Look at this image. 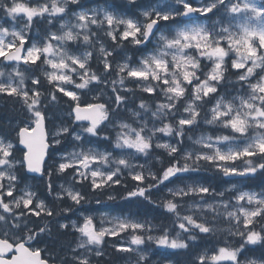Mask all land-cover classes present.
I'll use <instances>...</instances> for the list:
<instances>
[{"label": "snow or ice", "instance_id": "snow-or-ice-1", "mask_svg": "<svg viewBox=\"0 0 264 264\" xmlns=\"http://www.w3.org/2000/svg\"><path fill=\"white\" fill-rule=\"evenodd\" d=\"M0 101V264H264V0H0Z\"/></svg>", "mask_w": 264, "mask_h": 264}, {"label": "rangeland", "instance_id": "rangeland-1", "mask_svg": "<svg viewBox=\"0 0 264 264\" xmlns=\"http://www.w3.org/2000/svg\"><path fill=\"white\" fill-rule=\"evenodd\" d=\"M101 214H105V213H94V215H96L97 222H99V218H100ZM69 215H71V214H69ZM107 215H109V214H107Z\"/></svg>", "mask_w": 264, "mask_h": 264}, {"label": "trees", "instance_id": "trees-1", "mask_svg": "<svg viewBox=\"0 0 264 264\" xmlns=\"http://www.w3.org/2000/svg\"><path fill=\"white\" fill-rule=\"evenodd\" d=\"M257 183H258V181H257ZM98 198H100V199H102V197L101 196H99ZM92 203H94L96 206H99V205H101V204H97V203H95V200H93V202ZM152 215H156V213H151ZM65 240H67V239H65Z\"/></svg>", "mask_w": 264, "mask_h": 264}]
</instances>
